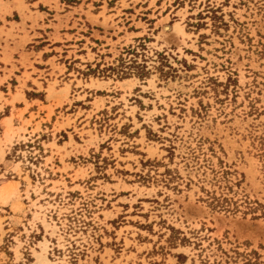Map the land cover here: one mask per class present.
I'll list each match as a JSON object with an SVG mask.
<instances>
[{"label":"rangeland","instance_id":"374dc122","mask_svg":"<svg viewBox=\"0 0 264 264\" xmlns=\"http://www.w3.org/2000/svg\"><path fill=\"white\" fill-rule=\"evenodd\" d=\"M63 1L0 142V264H264V218L207 193L264 201V0Z\"/></svg>","mask_w":264,"mask_h":264},{"label":"crops","instance_id":"0c3cea01","mask_svg":"<svg viewBox=\"0 0 264 264\" xmlns=\"http://www.w3.org/2000/svg\"><path fill=\"white\" fill-rule=\"evenodd\" d=\"M77 9L76 6H69L62 0H0V85L4 86V90H0V113L2 111L0 142H3L2 144L6 143L4 134L8 131L9 125L11 127H16V123L20 125V122H16L19 119V112H22V115L25 112L23 102L27 100L25 90L21 88L22 81L28 87L29 83H33V79L42 85L43 80H48L50 67L44 66L47 61L43 59L47 48L36 50V46L47 40L53 43L52 37L55 31L61 35L65 27V17L68 21L66 25L69 26L74 17L71 11H78ZM47 11L68 12L57 13L58 19H56L55 15L52 16ZM49 16H52V19H49ZM58 25L60 27H56ZM47 29L50 31L47 32ZM40 31H43L46 36ZM40 38L41 40H38ZM29 45H31V51L27 50ZM25 73L27 77L23 75ZM6 110L8 113L5 112ZM1 157L2 160L5 159L6 151L0 159Z\"/></svg>","mask_w":264,"mask_h":264},{"label":"trees","instance_id":"16d2710c","mask_svg":"<svg viewBox=\"0 0 264 264\" xmlns=\"http://www.w3.org/2000/svg\"><path fill=\"white\" fill-rule=\"evenodd\" d=\"M225 183V182H224ZM220 191H207L208 204L219 210L230 213L250 214L253 218H264V201L240 195L232 185H219Z\"/></svg>","mask_w":264,"mask_h":264},{"label":"bare ground","instance_id":"6f19581e","mask_svg":"<svg viewBox=\"0 0 264 264\" xmlns=\"http://www.w3.org/2000/svg\"><path fill=\"white\" fill-rule=\"evenodd\" d=\"M175 28L178 29V27L175 25Z\"/></svg>","mask_w":264,"mask_h":264}]
</instances>
